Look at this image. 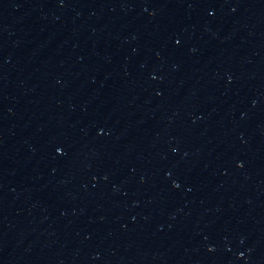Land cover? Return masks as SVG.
<instances>
[{
	"label": "water",
	"instance_id": "water-1",
	"mask_svg": "<svg viewBox=\"0 0 264 264\" xmlns=\"http://www.w3.org/2000/svg\"><path fill=\"white\" fill-rule=\"evenodd\" d=\"M58 0H0V264H78L58 90Z\"/></svg>",
	"mask_w": 264,
	"mask_h": 264
}]
</instances>
